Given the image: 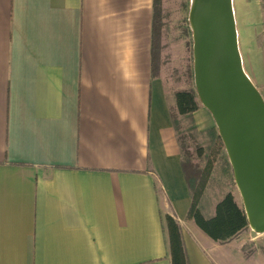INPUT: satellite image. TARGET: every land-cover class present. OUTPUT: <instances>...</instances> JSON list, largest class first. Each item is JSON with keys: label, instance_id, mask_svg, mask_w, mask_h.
I'll return each mask as SVG.
<instances>
[{"label": "crops", "instance_id": "crops-1", "mask_svg": "<svg viewBox=\"0 0 264 264\" xmlns=\"http://www.w3.org/2000/svg\"><path fill=\"white\" fill-rule=\"evenodd\" d=\"M152 22L153 0H0V264H171L166 216L188 264H264L250 229L187 220Z\"/></svg>", "mask_w": 264, "mask_h": 264}, {"label": "water", "instance_id": "water-1", "mask_svg": "<svg viewBox=\"0 0 264 264\" xmlns=\"http://www.w3.org/2000/svg\"><path fill=\"white\" fill-rule=\"evenodd\" d=\"M193 79L232 169L248 228L264 234V101L245 74L231 0H192Z\"/></svg>", "mask_w": 264, "mask_h": 264}, {"label": "rangeland", "instance_id": "rangeland-1", "mask_svg": "<svg viewBox=\"0 0 264 264\" xmlns=\"http://www.w3.org/2000/svg\"><path fill=\"white\" fill-rule=\"evenodd\" d=\"M191 3L192 0H161L157 75H162L170 95L191 90L195 93L193 42L189 24ZM231 3L239 51L245 56L243 70L247 76L251 75L248 68L250 65L256 77H248L264 101V67L260 63L261 54L264 53L263 0H231ZM196 102L198 110L194 114L179 116L175 107L171 109V114L183 159L189 160L199 170L204 169L209 160L214 161L198 210L205 218L212 217L215 205L227 194H231L238 207L244 209L224 148L212 153L218 137L216 125L198 99ZM253 236L264 240V234L257 235L253 232Z\"/></svg>", "mask_w": 264, "mask_h": 264}, {"label": "trees", "instance_id": "trees-1", "mask_svg": "<svg viewBox=\"0 0 264 264\" xmlns=\"http://www.w3.org/2000/svg\"><path fill=\"white\" fill-rule=\"evenodd\" d=\"M160 13L161 0H153L151 73L154 77L158 74L156 59L158 58L160 51ZM174 98L177 115H191L198 110V103L196 102L197 97L194 91L176 92ZM177 143L181 154V168L186 183L191 190V203L187 213V220L192 221L201 232L214 242L225 243L230 241L243 230L248 228L246 215L243 209L238 207L231 194H227L215 205L214 215L210 218H205L198 210V204L207 187L214 161L209 160L207 166L204 169L199 170L193 167L189 160L185 161L183 159L182 147L180 146L178 138ZM222 147V142L220 138L217 137L213 145L214 151L212 153L215 151L218 152ZM165 228L167 232L171 264H188L181 229L172 216L165 217Z\"/></svg>", "mask_w": 264, "mask_h": 264}]
</instances>
